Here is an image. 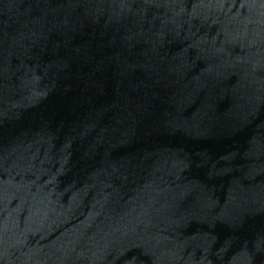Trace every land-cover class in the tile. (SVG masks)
<instances>
[{"label":"water","instance_id":"95a60500","mask_svg":"<svg viewBox=\"0 0 264 264\" xmlns=\"http://www.w3.org/2000/svg\"><path fill=\"white\" fill-rule=\"evenodd\" d=\"M0 264H264V0H0Z\"/></svg>","mask_w":264,"mask_h":264}]
</instances>
